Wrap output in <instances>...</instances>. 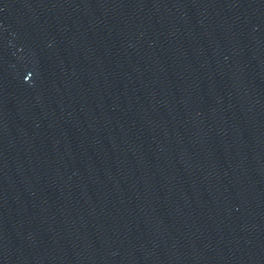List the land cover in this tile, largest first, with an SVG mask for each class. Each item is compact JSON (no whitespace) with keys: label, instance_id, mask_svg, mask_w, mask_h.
<instances>
[{"label":"water","instance_id":"water-1","mask_svg":"<svg viewBox=\"0 0 264 264\" xmlns=\"http://www.w3.org/2000/svg\"><path fill=\"white\" fill-rule=\"evenodd\" d=\"M0 264H264V0H0Z\"/></svg>","mask_w":264,"mask_h":264}]
</instances>
